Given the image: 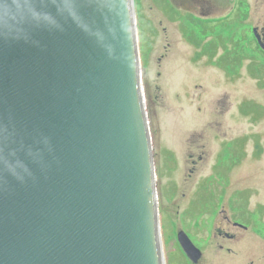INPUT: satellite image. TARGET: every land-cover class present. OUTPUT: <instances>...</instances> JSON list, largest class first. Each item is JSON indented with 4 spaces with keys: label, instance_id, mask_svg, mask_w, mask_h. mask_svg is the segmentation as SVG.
I'll list each match as a JSON object with an SVG mask.
<instances>
[{
    "label": "water",
    "instance_id": "water-1",
    "mask_svg": "<svg viewBox=\"0 0 264 264\" xmlns=\"http://www.w3.org/2000/svg\"><path fill=\"white\" fill-rule=\"evenodd\" d=\"M132 3L0 0V264H164Z\"/></svg>",
    "mask_w": 264,
    "mask_h": 264
},
{
    "label": "rangeland",
    "instance_id": "rangeland-1",
    "mask_svg": "<svg viewBox=\"0 0 264 264\" xmlns=\"http://www.w3.org/2000/svg\"><path fill=\"white\" fill-rule=\"evenodd\" d=\"M251 1V7L259 12L258 16L263 14L264 0ZM194 4L197 3L193 0H133L143 71L144 104L156 173L163 262L193 264L177 241V233L184 231L204 252L202 260L196 264H250L251 260L258 261L259 256L253 252L240 256L224 253L220 250L223 242L232 245L235 251L237 248L221 239L218 232L211 229V224L214 222L215 228L224 229L220 218L225 213L219 214V207H214L216 201L222 199L220 195L225 193L226 197L231 194L233 203H240L232 210L235 216L248 222L254 217L257 219L256 228L261 229L258 223H264V122L263 135L257 139L263 146L260 152L263 157L259 158L255 153L253 165L248 166L249 171L240 166L231 170L235 185L227 188L219 181L224 165H220L217 175H213L218 158L214 160L207 140H201L200 120L204 111L199 106L203 92L199 85L207 84L209 89L213 87V75L189 59L194 37L197 39V28L185 16L187 9L197 10ZM167 43L170 48H163ZM159 56L161 59L157 60ZM261 62L264 64V61ZM202 71L205 73L201 74ZM241 79H238L239 84L236 82L238 89L228 86L224 111L232 109L233 102L235 104L233 97L239 96H236V92L242 95V85L247 83L251 87V80L255 90L249 88L247 98L251 100L253 96L254 100L264 104V88L253 78L250 80V77L243 75ZM247 112H252L256 120L264 119L260 110L253 108ZM223 118V125L228 127L230 113ZM247 148L249 155H252L251 144L248 143ZM203 149L210 153L209 157L199 160L197 154ZM245 183H248L247 186L243 185ZM243 237L245 235L238 234V238Z\"/></svg>",
    "mask_w": 264,
    "mask_h": 264
},
{
    "label": "flooded vegetation",
    "instance_id": "flooded-vegetation-1",
    "mask_svg": "<svg viewBox=\"0 0 264 264\" xmlns=\"http://www.w3.org/2000/svg\"><path fill=\"white\" fill-rule=\"evenodd\" d=\"M193 1L197 3L194 4L197 10L187 9L185 16L197 28V39L194 37L192 55L189 56V59L192 60V63H197L200 68L202 66L209 70L213 75V87L209 89L207 84L199 85L200 91L201 88L203 90L199 106L204 111L200 120L201 140L202 138L207 140L214 160L216 161V157L218 158L214 164L216 172L213 175H217L219 166L224 165V170L220 173L223 175L219 176V181L224 183L227 188H231L235 185L233 183L235 181L231 179V170L240 166L241 169L249 171L248 166L253 165L255 153V156L263 157L260 155L263 146L257 142V139L263 135L264 119L256 120L254 114L247 111L254 108L262 111L264 115V104L254 100L253 96L251 100L248 99L247 93H249V88L255 90L252 86V78L261 88H264V64L261 62L264 61V10L263 14L258 16L259 12L251 7V0ZM188 42L190 41L188 40ZM163 48L169 49L170 44L167 43ZM160 56L157 57V60L161 59ZM248 71L250 72L248 73ZM203 73L205 72L202 71L201 74ZM243 75L250 77L251 87L247 83L243 84V94L241 95L237 91L236 96H239L235 99L233 97L235 104L233 102L232 109L224 111L223 104L229 87L238 89L239 85H236V82L239 84L238 79H245H241ZM203 95L207 96L206 99H202ZM227 113H230L228 127L223 125V116ZM256 129L259 130L255 132ZM254 139L256 140L254 141ZM248 143L251 144L252 155H249V151H247ZM207 153L203 149L197 154L198 159L209 157L210 153ZM257 171H259V167ZM247 184L243 185L247 186ZM230 195L226 197V194L222 193L220 195L222 199L217 200L214 207H219V214L225 213L220 218L224 229L215 228L214 222L211 224V229H215L225 242L229 241L236 246L237 251L232 245L231 247L223 244L224 242L220 244V250L237 256L245 252L247 254L253 252L259 258L258 261L251 260L250 264H264V223H258L261 225V229H257L256 218L251 217L249 222L237 218L232 210L236 209L235 206L240 203H233ZM240 233L245 237L238 238ZM198 248L202 251L199 262L202 260L204 252L200 247Z\"/></svg>",
    "mask_w": 264,
    "mask_h": 264
}]
</instances>
